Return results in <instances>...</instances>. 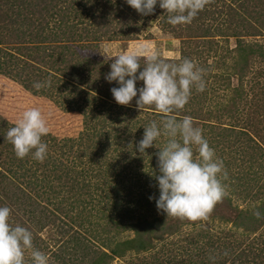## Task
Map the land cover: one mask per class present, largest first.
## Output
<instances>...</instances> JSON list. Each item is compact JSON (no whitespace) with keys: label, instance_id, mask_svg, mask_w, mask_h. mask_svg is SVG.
<instances>
[{"label":"rangeland","instance_id":"rangeland-1","mask_svg":"<svg viewBox=\"0 0 264 264\" xmlns=\"http://www.w3.org/2000/svg\"><path fill=\"white\" fill-rule=\"evenodd\" d=\"M104 1L106 0H100L102 3ZM109 1L112 2L113 0ZM204 8H206L204 17L202 16V19L197 21L198 25L194 26L193 33L197 35L199 32H203L206 27L209 28V32L206 37H199V39L191 41L190 48L184 49L186 53L190 54V57L187 58L193 60L198 67L203 69V76L206 77L208 72L209 74L213 72L217 74L215 77H211L204 87V91H209L211 88L209 83L213 82L214 79L216 80V83H213L216 89L213 87L212 91L214 103L216 101L222 102L240 86L246 94L242 98L244 103L246 99L252 98V94L257 96V89H260L259 86L251 93L249 87L256 88L257 84H264V73L261 72L264 71V59L257 56L248 57L243 77L239 79L235 75L238 63L235 61L236 53L233 51L237 37L235 36V38L231 34L232 32H240L239 38L243 41L264 46V0H207ZM229 8H232L231 15L236 12L241 14L238 20H234L235 23L230 21L229 24L226 21V13H228ZM164 14L165 11L148 16L139 13L132 14L133 19L129 25L124 26L126 35L122 37H116L115 32L118 33V29H113L112 33L107 26H103V18L96 20L89 19L88 15L81 16V22L87 25L92 23L93 28L105 32L101 41H86L89 43L86 48L80 47L84 45L70 44L76 53L73 56L75 59L79 56L83 59L88 58L87 60L91 64L99 63V61L102 64L100 67L96 66L90 72V76L85 74L89 77L88 79L95 78L90 83L92 84V91L87 90L88 95H84V91L75 87L73 82L68 79L65 80L66 75L62 77L60 74V70L65 73L72 72L69 69L71 64L66 63L67 61L65 63L57 61V63L62 64L58 71L50 66L53 65L52 63L49 64L50 61L39 60L36 61L35 69H29L13 53H18L15 50L17 45L12 48L13 43L11 45L4 44V41L0 43V172L6 174L10 179L4 180L0 176V205H6L11 209L9 220L13 226L20 224L32 231L33 242L35 239L34 247L48 255L49 264H86L85 261L80 262V256H74L70 249H67L66 252L68 253L61 252V243H54L52 238L57 235L56 232L54 234L56 226H64L67 229L72 228V230L78 228L77 225L71 223L68 216L72 218L74 214H83L86 211L83 217L89 219L91 215L97 213L95 211L101 206L97 204V200L91 203V207H93L91 213H88L89 206L84 207V203H88L90 198H94L96 181L98 178V180L103 179L104 170L116 172L119 168L122 169L127 159L130 158L132 163L140 164L142 166L140 169L145 170L142 185L143 188L150 191L149 194L146 192L145 196L147 198L149 196L158 197L157 185L151 188L149 182L151 176H154L158 169L156 153L159 152V148L163 147L164 138H158L155 145L149 147L153 152L151 154L155 157L156 166L153 170L149 167L152 165V158L145 159V165L141 161H136L141 158V154L146 156L151 154L148 152L139 153L136 149L138 141L133 139V133L135 134L134 122H137L136 124L139 126L146 119L157 120L156 115L153 116L154 113L147 110V106L143 110L133 106L135 98L129 105H120L111 103L108 100L110 96L106 97L104 94L112 88L105 76L110 71V64L115 59L114 56L121 52L131 51L137 44H144L156 50L166 62H180L179 50L182 40L175 38V34H178L181 29H178L179 26L169 24L166 20L163 22ZM233 16V18H237L235 15ZM240 20L241 22H239ZM229 25H231L230 29L228 28ZM82 26H77L78 32H81ZM107 30L108 32H106ZM247 30L255 32L257 35L249 37L242 35ZM228 32L230 33L228 34ZM196 46H198V51L191 53L190 50ZM201 51L203 52L202 56ZM196 54L200 56L198 57ZM229 56L233 59H230ZM73 57H67L69 62L74 63ZM8 62L16 63V72L19 71L17 77L14 75L16 72L7 68L6 63ZM140 62L143 66V58ZM105 69L107 71H104ZM7 70L10 71L7 72ZM56 72L60 76L55 74ZM229 73L231 75L228 77ZM257 74L259 75L255 77ZM27 77L29 80H26ZM35 82H41L45 86L37 89L33 87ZM113 84H115L114 81ZM137 86H142V81H138ZM66 93L72 95H65ZM76 93L77 96H75ZM60 94L65 96L61 98ZM84 98H86V102ZM200 99L202 100L201 104H203V98ZM262 102L259 105H262ZM241 105L242 101L239 109H241ZM33 107L41 110L49 128L48 134L42 137V140L48 145V155L43 162L35 160L31 154L23 159L17 158L12 144L5 136L8 128L14 126L23 111ZM217 110H220V107L203 106L201 108L197 105L192 108L184 107L174 114L177 118L190 116L194 124L202 129L208 142H212L214 138L215 141L212 144L214 146L218 144L224 148V144L229 145L228 142L231 139L227 138V141L224 142V137L221 135H226L228 132H221L220 130L223 127L227 128L228 125H233L235 120L226 115L225 112L221 113V117L217 120L212 117L217 115ZM255 110L252 107L246 110L255 118L251 120L253 124L255 123L252 130L254 131V128L258 127V133L251 137L258 145L252 144V146L264 149V120H258V112L255 113ZM83 116L87 118V126L84 133H81ZM210 122L217 126L209 127L207 124ZM241 122H244L242 115ZM249 130L251 131V128ZM211 131H213L212 135L210 134ZM218 131L220 135L215 138L213 133ZM140 133L136 132L135 137ZM97 140L100 142L98 147L94 145ZM130 143H132L133 149L130 148L132 146ZM89 145L94 153L92 156L88 155L91 151V148L87 147ZM231 146L232 144H230ZM254 148L247 149L245 153L241 152V159H237L236 153L232 150V157L236 158V161L228 169L229 176L241 179V186L239 184L237 186L236 181H234L230 183L228 190H225L224 196H228L232 203L221 199L215 205H218L216 209L210 212L206 220L189 221L190 223L194 222L193 224L185 222L179 229V233L155 240L156 247L148 254L146 253V256L153 255L154 252L162 249L164 252L166 250L171 252L157 254L160 262L168 261L171 256L176 264H249L258 251L261 253V249L264 250V218H260L257 223L253 222V218L259 216L256 208L260 202L264 201V174H259V177L262 176L257 177L255 182L251 179L253 175H248V169H251L250 165H253L252 158L254 156L257 158L258 154H261ZM216 157L220 158L221 156ZM222 157L229 158L227 153L223 154ZM134 168L133 166L131 169ZM136 170H139L138 167ZM255 170L260 172L258 168ZM224 171L226 172L225 167ZM76 180H78V186L69 188V185L74 184L72 181ZM225 180V177L222 178L224 186L227 185ZM114 182L104 191H112ZM146 183L148 185H145ZM233 184L236 185L232 188ZM231 189L236 190L234 195L229 193ZM7 197H10L11 200ZM227 203L241 210V222L234 219L237 209L232 210ZM106 207L104 206L103 209ZM49 214H53L51 218L53 223L50 222L52 224L47 226L44 218ZM135 215L137 217L144 216L150 220L160 214L139 210ZM225 219L229 221H225ZM169 220L174 219L169 216ZM43 224L45 226L42 229ZM65 224L67 225L65 226ZM122 235L130 237L132 232L127 231ZM211 245L215 249L208 250ZM30 251L25 252L26 264L30 259ZM217 254H220L221 257H216ZM236 254L241 256L242 263L239 262ZM56 255L60 258L56 259ZM143 257H145L143 254L128 252L122 258L112 259L109 264H145ZM231 257L238 259V262L231 263ZM262 262H264V257L259 262L257 261V264H264Z\"/></svg>","mask_w":264,"mask_h":264},{"label":"trees","instance_id":"trees-1","mask_svg":"<svg viewBox=\"0 0 264 264\" xmlns=\"http://www.w3.org/2000/svg\"><path fill=\"white\" fill-rule=\"evenodd\" d=\"M202 10L204 11H199L200 14L198 13L197 16L193 18L191 23L185 25H176L179 26L178 29H181V31L178 34H175V38H180L182 40L179 50V53L181 54L179 61H181L184 57H190V54L186 53L184 49L190 48V43H192L191 41H193L194 39H199V37L204 38L209 32V28L206 27L204 28L205 30H203V32L201 31L197 35H195L196 33H193L194 26L198 25L197 21H200L202 19L206 8ZM231 10L232 8H229L228 13H226V21L229 24L231 22L235 23L236 21L234 20H238V18L241 17V14H238L236 12L233 15H235V17L237 18H233L234 16L231 15ZM160 11L162 12L165 10L159 8V6L157 5L155 7V11L150 15H155L156 13H160ZM134 13L138 12L135 9L131 8V6L126 4L125 0H113L112 2L106 0L104 1V3L100 2V0H0V43L1 41H4L3 43H7V45H11V43H13L12 48L17 45V49L15 50H17L18 53H13L16 54L20 61L26 64L25 66L29 69H35L36 61L39 60L43 62L50 61L49 64H53L50 66L54 67V69H57L58 71V69H60L59 67L62 65L59 63H65L67 61L66 63L71 64L69 69H71L72 72H68L69 69L66 70L68 73L60 70V74L62 75V77L66 75L67 78L65 80L68 79L70 82H73L72 84L75 87L81 88V90L84 91V95H88V91H92L93 89L92 84L90 83H92V80H95L94 77L88 79V76H90V72L93 71L96 66L100 67L102 64L100 61L99 63L93 62L95 64H91L87 60L88 58L83 59L78 55L77 59H75L73 56L76 55V53L71 48L70 44L73 43L84 45L80 47L86 48V45L89 44L86 41H101L102 37H104L103 35L105 32L93 28L92 23H90V25H87L81 22V16L88 15L89 19L93 18L96 20H98V18H103V26H107L110 32L112 31V33L113 29H118V33L115 32V35L116 37H122L126 35L124 26L129 25V22L133 19L132 14ZM165 20L167 21L166 12L164 14L163 22ZM239 22H241V20ZM78 25H83L81 32H78ZM228 28L230 29L231 25H229ZM106 32H108V30ZM224 33H222L223 36ZM229 33L230 32H228V34ZM183 35L185 36L183 37ZM231 35L237 37H235L236 40L233 48L234 53H236L235 61L238 63V69L237 72L235 71V75L239 79H242L243 72L247 67L248 57L257 56L264 59V46L249 44L247 41H243L239 38V35H241L240 32H232ZM242 35L249 37L253 35L256 36L257 34H255V32H250L247 30ZM197 49L198 46L190 51L191 53H195V51H198ZM10 52L12 53V51ZM202 54L203 52L201 51V56ZM68 56H72L74 58V63L69 62V59H67ZM196 56L199 57L200 55L196 54ZM229 58L233 59V57L231 56H229ZM57 61H59V63H57ZM6 64L7 68L11 69L13 72L17 71V69H15L16 63L8 62ZM8 71L10 70H7V72ZM104 71L107 70L105 69ZM261 72L264 73V71ZM18 74L19 71L14 73L16 77ZM55 74H57V72ZM85 74L88 76H85ZM216 75L217 74H215L214 72L212 74H209L208 72L206 76L207 78L203 76L205 84L209 81V79H211V77H215ZM230 75L231 73L228 74V77ZM258 75L259 74H257L255 77H257ZM26 80H29L28 77L26 78ZM212 81L213 82L209 83V87L211 88H209L210 90L207 92L203 90L202 92L200 91L201 94H199L200 92L193 88L185 107L192 108L198 105L201 106V108L203 106L211 108L213 106H218V108L220 107V110H217V115L215 114L212 117H215L218 120V118H220L222 115L221 113L225 112L226 115L235 120L233 122V125H228L227 128L223 127V129L220 130L221 132H228L226 135L222 134L221 136L224 137V142L227 141V138L231 139V141L229 140L228 142L232 144L231 147L230 144L228 145L224 143L223 144L225 149L221 145L218 146V144L214 146L212 144L215 141L214 138L212 139V142H208L211 148L220 150L218 152L214 150V152L215 156H221L220 159L223 161L224 167L226 168L227 175L224 177L226 179L225 183H227V185L225 186V190L227 191L230 183L234 181H236L235 183H237V186L238 184L241 186V179L239 177L229 176L230 173L228 172V169L230 168V165H233V163H235L236 161V158L232 157V150L234 151V153H236V157H238L237 159H239L241 157V152L245 153L247 149H251V147L254 148L252 144L258 145L251 138L254 134L258 133V127L254 128V131L252 130V128L255 127V123L253 124L251 120L255 118L251 114H248L246 110L251 109V107L256 109L255 113L258 112V120H264V84L260 85L259 83L256 85V88L249 87V91H251V93H253L259 86L260 89H257V96L255 94H252V98L250 100L246 99L244 103L242 98L246 94H244L241 86L238 87L228 98L226 97L222 102L216 101L214 103L212 99V97H214V93H212V91L213 87L216 89V87L213 85V83H216V80L214 79ZM109 84L111 85V87L118 86L116 85V83L113 84V82ZM65 95L72 94L66 93ZM65 95L60 94L61 98H63ZM77 95L78 94L76 93L75 96ZM104 95L106 97L108 95L110 96L108 97V100H110L111 103H117L114 100L111 91L106 92V94ZM104 95L102 96L104 97ZM201 97L204 100L203 104H201ZM80 98H82V96H80ZM84 100L86 102V98H84ZM241 101L242 107L241 109H239L238 107L241 104ZM261 102L262 105H259ZM133 106H136L135 101ZM146 108L147 110L154 113L153 116L156 115L157 121L160 120L161 114L159 112L155 113L156 110L149 106H147ZM241 115L243 116L244 122H241ZM151 120L153 119H146L142 121L139 126L138 124H136L137 122H134L135 134L136 132H141L136 137L133 133L134 140L139 141L140 139H142L144 132V128L142 127V125H147ZM86 122L87 118L83 116L81 133H84L85 131V127L87 126ZM207 125L211 128L217 126L211 122ZM249 128H251V131L249 130ZM212 132L213 131H211L210 134ZM213 134L215 138L220 135L219 131ZM130 144L132 145V143ZM94 145L98 147L100 145V142L97 140ZM87 147L91 148L90 145ZM101 147L99 148V150L101 149ZM132 147L133 145L130 148L133 149ZM254 149L260 151L261 154H258L257 158L255 156L252 158L253 165H250L251 169H248V175H253L251 177L253 182L256 181L257 177H259V174H264V149L258 146ZM151 150V148H147L144 153L148 152V154H151L153 153ZM226 153L229 156V158L227 159L222 157V155ZM88 155H94V153L92 152V148ZM148 157L150 159L152 158V165L149 167L151 170H153V168L156 166L154 155L151 154L146 156L145 154H141V158H138L139 160L136 161H141L143 165H145V159L148 160ZM131 159L133 160V158ZM133 166L135 168L131 169L133 168ZM137 167L139 170H136ZM140 167H142L140 166V164L132 163L130 158H128L125 164L122 166V169L119 168L116 172H114V170H111V172H106L104 170V172L102 173L103 179L98 180V178L96 181L94 188V198H90L88 203H84V207L87 205L89 206L88 213H91L93 211L91 203L97 200V204L101 206L95 211L97 212L95 214L96 216L91 215L88 219L87 217H83L86 211L83 212V214L77 213L74 214L72 218L71 216H68L71 223L77 225L78 228H76L75 230H72V228L67 229L64 226H56L54 228V234L56 232L57 235L52 239L56 244L61 243V252L68 253L66 251L67 249H70L71 253H74V256H80V262L85 261L86 264H109V261H112V259L122 258L128 252L145 255V257H143V259L145 260V264H176L171 256L168 261H159L157 254L159 255V253L161 252L170 253L171 251L169 250H166L164 252V250L161 249V251L159 249L158 252H154L153 255L149 256H146V253L148 254V252L154 250V248L156 247L155 240L159 238L161 239L164 236L175 235L179 233V229L182 225H184L185 222L188 224H193L194 222L190 223L187 219H180L177 217H172L174 220L170 221L169 216L167 217L166 214H164L162 211L157 210L155 199L150 200L145 196V193L148 192L149 194L150 191L143 188L142 178L145 175V170L142 171ZM257 168L260 170V172H257L255 170ZM156 173H158V169ZM238 173L241 174V172ZM0 176L4 180L9 179L3 172H0ZM112 182H114L112 191L108 190L107 192H105L104 190L107 189ZM72 183L74 184L69 185V188L76 187L78 186L77 184H79L78 180L72 181ZM149 184L151 188L153 186H156L155 176H151V181L149 182ZM145 185H148V183H146ZM235 185L236 184H233L232 188ZM229 193L231 195H234L236 193V190L231 189ZM7 199L11 200L10 197H7ZM223 200L227 201L228 203H232V201H229L228 196H224L222 198V201ZM104 206H107L106 209H103ZM217 206H215L212 210L216 209ZM228 206L231 207L232 210L237 209V213L234 219L240 221L241 210L236 207L234 208L231 205ZM263 207L264 201L260 202L258 207L256 208L258 210L259 216L253 218L254 223H257L260 218H264V209H262ZM139 210L150 211L151 213H159L160 215L152 217L149 220L144 216L137 217L135 214ZM52 216L53 214H49L44 218L47 226H50L53 223V221L51 220ZM225 221L229 220L225 219ZM50 222L52 223L50 224ZM66 225L67 224H65V226ZM44 226L45 224H43L41 228L43 229ZM127 231L132 232V235L130 237H126L127 235H122ZM36 239L39 240L38 238ZM33 244H35V239ZM69 245L71 246L69 247ZM213 249L215 248L211 245L208 250ZM236 255L237 258H239L240 262L241 256L239 254ZM216 257H221V255L217 254ZM263 257L264 250L261 249V253H259L258 251L256 256L252 258V261L249 264H257V261L259 262ZM58 258L60 257L56 255V259ZM234 262H238V259H234L233 257H231V263Z\"/></svg>","mask_w":264,"mask_h":264},{"label":"clouds","instance_id":"clouds-1","mask_svg":"<svg viewBox=\"0 0 264 264\" xmlns=\"http://www.w3.org/2000/svg\"><path fill=\"white\" fill-rule=\"evenodd\" d=\"M125 2L145 16L152 14L158 5L168 14L167 22L175 26L191 23L207 0ZM114 57L105 76L106 81L118 85L110 89L114 100L120 105H129L135 98L138 109L149 106L161 114L159 121L151 120L143 126L142 139L136 144L137 151L144 153L158 138H164L163 147L156 153L158 173L154 174L159 195L149 196V199H155L157 210L167 217L206 220L225 195L222 178L227 173L202 129L190 116L177 118L174 114L185 107L193 88L204 90L203 69L187 57L179 63L166 62L156 50L144 44H137L131 51ZM138 81H142V86H137ZM43 86L41 82L33 84L37 89ZM48 132L41 110L33 107L23 111L5 136L17 158L31 154L35 160L43 162L48 155V145L42 137ZM10 213L8 206L0 205V264H26L28 250H31L28 264H49L48 255L34 247L32 231L20 224L13 226Z\"/></svg>","mask_w":264,"mask_h":264}]
</instances>
